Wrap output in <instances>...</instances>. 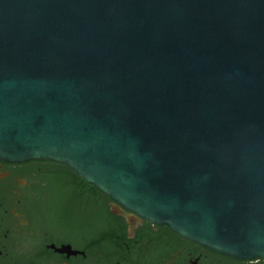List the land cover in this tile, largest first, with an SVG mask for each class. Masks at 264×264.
Masks as SVG:
<instances>
[{
    "label": "water",
    "instance_id": "1",
    "mask_svg": "<svg viewBox=\"0 0 264 264\" xmlns=\"http://www.w3.org/2000/svg\"><path fill=\"white\" fill-rule=\"evenodd\" d=\"M0 160L264 258V0H0Z\"/></svg>",
    "mask_w": 264,
    "mask_h": 264
},
{
    "label": "flooded vegetation",
    "instance_id": "2",
    "mask_svg": "<svg viewBox=\"0 0 264 264\" xmlns=\"http://www.w3.org/2000/svg\"><path fill=\"white\" fill-rule=\"evenodd\" d=\"M60 164L0 160V264H264L263 257L208 249L128 211L114 214L109 198Z\"/></svg>",
    "mask_w": 264,
    "mask_h": 264
},
{
    "label": "trees",
    "instance_id": "3",
    "mask_svg": "<svg viewBox=\"0 0 264 264\" xmlns=\"http://www.w3.org/2000/svg\"><path fill=\"white\" fill-rule=\"evenodd\" d=\"M63 168H66V169H68V170H70L71 171V169L67 166V165H65V164H60ZM75 175L79 178V182H81L82 184H88V183H86L80 176H78L76 173H75ZM89 186H91L90 184H89ZM92 187V189H93V191L98 195V196H100L101 198H103V201H106V200H108V197L105 195V194H103L101 191H99L98 189H96L95 187H93V186H91ZM106 216H112V214L110 213V211L108 210V207L106 206Z\"/></svg>",
    "mask_w": 264,
    "mask_h": 264
}]
</instances>
